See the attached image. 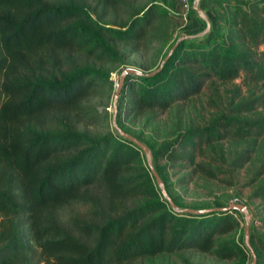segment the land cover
<instances>
[{
	"label": "trees",
	"instance_id": "trees-1",
	"mask_svg": "<svg viewBox=\"0 0 264 264\" xmlns=\"http://www.w3.org/2000/svg\"><path fill=\"white\" fill-rule=\"evenodd\" d=\"M218 2L226 9L225 28L203 41L179 39L150 70L137 68L145 74L123 71L115 113L120 133L93 135L79 128L93 116L84 101L99 83L112 82L111 74L79 57L116 61L124 54L120 44L131 45L132 53L154 42L165 46L182 0H153L141 9L131 0H0V264H135L182 250L264 264V238L252 235L259 251L251 256L246 230L236 235L240 210H188L220 203L180 209L167 184L169 170L186 169L180 183L195 174L232 182L225 178L256 149L227 165L215 145L258 143L264 115L241 113L262 104L246 102L233 115L150 146L162 184L131 137L142 139L125 128V117L166 112L211 82L264 81V0ZM123 11L126 22H105ZM253 197L264 200V180ZM73 205L85 211L63 219Z\"/></svg>",
	"mask_w": 264,
	"mask_h": 264
},
{
	"label": "rangeland",
	"instance_id": "rangeland-1",
	"mask_svg": "<svg viewBox=\"0 0 264 264\" xmlns=\"http://www.w3.org/2000/svg\"><path fill=\"white\" fill-rule=\"evenodd\" d=\"M136 9H141L152 3L153 0H131ZM204 1V2H203ZM193 3L190 10L183 7L175 12V22L172 30L171 40L165 45L154 42L148 49L132 53L130 46L120 44L119 48L124 53L122 60L100 62L93 58L80 56L78 62L96 69L110 71L112 82L99 83L96 92L85 99V104L91 108L92 114L79 123V128L90 132L93 135L105 134L108 132H119V126L115 119L118 98L121 93L122 72L127 68H138L150 70V66L158 64L161 58L171 50L173 44L179 39L188 38L196 41L210 38L218 28H225L227 17L224 5L218 0H203ZM231 2L238 0H229ZM255 1V0H248ZM118 17H105V22L128 20L129 14L126 11L120 12ZM264 17V16H263ZM198 24V25H197ZM248 103V106L262 104L256 109L242 111L241 115L257 117L264 115V81L251 82L244 78H238L226 82H211L204 92L191 100L173 105L166 112L148 113L139 118L125 117V128L131 135L139 136L149 152L144 150V159L147 166L154 169V158L150 146L156 147L162 142L172 140L179 132L189 127H203L211 120L223 113L233 115L241 104ZM243 107V106H242ZM141 140V141H142ZM264 135L260 141L253 144L250 138L226 139L220 145H215L217 153L225 154L226 164L239 155L240 152L250 147L256 151L252 154L251 161L243 168L232 172V175L225 180L232 182L223 183L213 178L195 174L190 183H180V180L190 174V169L180 173L169 170L167 184L170 192L176 197L179 208L184 206L193 207H215L217 204L229 205L237 199L245 206L241 214L240 227L237 237L248 228L246 233L247 247L254 255L259 251L251 243L252 235L264 238V200L254 198L253 192L257 185L264 180V165L262 163L264 150ZM262 170V173L259 171ZM259 173V174H258ZM229 176V175H227ZM252 180H257L254 184ZM85 208L81 205H73L61 213L63 219L70 213L82 214ZM135 264H236L219 260L208 254L196 250H182L176 254H165L139 261ZM250 264V263H248Z\"/></svg>",
	"mask_w": 264,
	"mask_h": 264
},
{
	"label": "water",
	"instance_id": "water-1",
	"mask_svg": "<svg viewBox=\"0 0 264 264\" xmlns=\"http://www.w3.org/2000/svg\"><path fill=\"white\" fill-rule=\"evenodd\" d=\"M127 72H132V73H135V74H138V75H142V74H145L143 73L142 71L136 69V68H127L124 72L127 73ZM153 73H155V71L153 72H150L148 73V75H152ZM124 74L122 75V78H121V87H122V81H123V77H124ZM127 137H131L130 135L126 134ZM136 144H138L141 148H143V150L145 152H149V149L144 145V143L136 138H133L131 137ZM153 172L158 180V182L161 183L160 181V177L159 175L157 174V172L153 169ZM162 184V183H161ZM245 208V206L241 203L239 204H229L228 206H224V207H217V208H208V209H202V210H196V209H188L189 211L191 212H194V213H205V212H208V211H213V210H240V211H243ZM246 233H248V228H246Z\"/></svg>",
	"mask_w": 264,
	"mask_h": 264
},
{
	"label": "built area",
	"instance_id": "built-area-1",
	"mask_svg": "<svg viewBox=\"0 0 264 264\" xmlns=\"http://www.w3.org/2000/svg\"><path fill=\"white\" fill-rule=\"evenodd\" d=\"M184 8L186 11L190 10L193 6V2L191 0H182ZM240 202L237 199H234L230 204H239Z\"/></svg>",
	"mask_w": 264,
	"mask_h": 264
},
{
	"label": "crops",
	"instance_id": "crops-1",
	"mask_svg": "<svg viewBox=\"0 0 264 264\" xmlns=\"http://www.w3.org/2000/svg\"><path fill=\"white\" fill-rule=\"evenodd\" d=\"M193 3H198V2H202L203 0H191ZM204 2V1H203ZM198 25V24H197ZM208 37L206 39H200V41H203V40H207Z\"/></svg>",
	"mask_w": 264,
	"mask_h": 264
}]
</instances>
